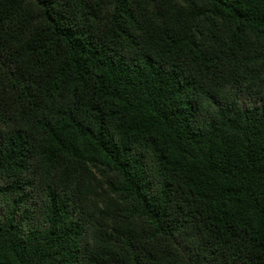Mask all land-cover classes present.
I'll use <instances>...</instances> for the list:
<instances>
[{
	"label": "trees",
	"instance_id": "16d2710c",
	"mask_svg": "<svg viewBox=\"0 0 264 264\" xmlns=\"http://www.w3.org/2000/svg\"><path fill=\"white\" fill-rule=\"evenodd\" d=\"M0 264H264V0H0Z\"/></svg>",
	"mask_w": 264,
	"mask_h": 264
}]
</instances>
